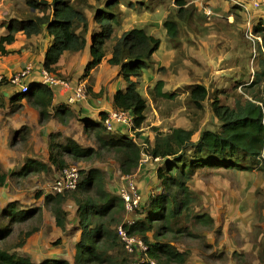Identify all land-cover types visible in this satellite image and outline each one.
<instances>
[{
  "label": "trees",
  "instance_id": "trees-1",
  "mask_svg": "<svg viewBox=\"0 0 264 264\" xmlns=\"http://www.w3.org/2000/svg\"><path fill=\"white\" fill-rule=\"evenodd\" d=\"M90 0H25L30 12L38 15H29L25 18L13 19L6 27V34L0 36V54H10L5 45H12L17 34L26 38L38 36L44 31L51 37L50 46L44 53L42 68L53 76L58 70V63L64 53L76 54L83 52L87 47V37L90 35L89 52L91 61L84 68V78L95 69L106 57V42L111 40L114 28L120 25V18L115 13L117 0H107L103 9L93 13V22L98 29L89 32V20L85 9L92 5ZM99 3L102 0H91ZM178 7L174 18L167 17L162 23L166 37L177 48L180 40L178 21L190 24L196 12V5L185 8V0H175ZM192 19V20H191ZM237 21V18H235ZM264 23L253 26V34L258 36L261 44L258 46L262 56L261 71L255 74L250 88L260 85L264 80ZM258 42V41H256ZM160 39L146 34L142 28H133L123 32L111 48L107 64L119 68L125 88L117 90L112 98L115 110L128 111L133 117L132 130L141 129L145 122V112L148 108L147 100L138 92V83L135 81L151 66L152 57L159 51ZM59 75V74H58ZM2 86H8L1 84ZM164 84L158 81L155 91L158 96L173 99L174 94L162 93ZM90 93V91H89ZM235 101L232 107L223 105L217 97L212 98V112L219 123L218 130H202L196 141H192L193 131L174 128L169 133L156 132L152 141L145 144L144 152L153 159L158 158L162 163L156 171L160 182V192L147 199L143 207V215L133 224H120L116 217L124 211V203L120 197L108 193L103 184L102 174L91 169L79 172L81 179L73 191L62 194H49L44 197L43 205L51 211L55 225L64 231L67 224V213L63 205L70 197L77 206V220L80 239L75 245L74 264H128V258L118 261L112 254L122 249L123 244L118 238L117 227L122 225L129 236L139 238L147 247L145 253L133 254L139 256L134 264H185L189 252L181 251L170 242L160 239L166 234L181 233L176 229L180 218L189 212L192 205L193 193L189 182L196 170L218 169L220 171H252L264 170V98L254 97ZM209 93L203 85L189 87V102L198 110L202 109V102L206 101ZM54 92L51 88L41 85H30L27 93H18L12 96L11 101L25 99L37 110L39 124L56 118L64 122L72 113L65 105L52 108ZM0 100V108H2ZM53 110V114H51ZM106 114H100V121L89 118L81 119L84 130L89 131L99 151L116 154L120 158V172L124 175L133 174L141 159V148L135 139L126 136L110 135L102 125ZM23 130V129H22ZM138 134V133H136ZM138 136V135H137ZM59 133L50 134L48 141L49 164L40 163L27 158L15 175L27 177L31 174L51 173L52 170L61 171L70 166V163L93 158L97 151L93 148H81L73 139L63 138L64 142L57 143L55 138ZM24 138L22 134L21 139ZM146 143H148L146 141ZM13 176V175H11ZM7 173L0 165V187H3L8 178ZM58 178V177H57ZM56 178V179H57ZM55 179V180H56ZM55 182V181H54ZM41 209L35 208L26 213L17 209L15 203H9L1 212L0 219V264H36L25 257H17L1 247V243L12 235L11 222H21L39 216ZM195 221L205 225H213V220L206 215H196ZM5 220L8 223L5 224ZM33 228L25 232L18 246L23 245L24 239L34 234ZM38 264H69L65 260L45 259Z\"/></svg>",
  "mask_w": 264,
  "mask_h": 264
},
{
  "label": "rangeland",
  "instance_id": "rangeland-1",
  "mask_svg": "<svg viewBox=\"0 0 264 264\" xmlns=\"http://www.w3.org/2000/svg\"><path fill=\"white\" fill-rule=\"evenodd\" d=\"M46 1L50 2L51 0ZM106 1L95 3L90 0L89 3L92 7L85 9L87 17L92 18L96 10L103 9ZM117 1L118 4L114 8L115 13L120 19L123 18L125 23L114 28L111 40L105 45L107 54L111 52L113 42L125 32L123 30L128 28L126 21L130 20V13L141 17L143 21L147 20L151 23L156 21L155 23H157V20L163 22L167 17L174 18L178 10L174 4L175 0ZM185 1L187 2L185 8L191 5H196L197 8L192 16L193 21L189 25L178 21L180 42L177 48L162 32L161 36L153 33L155 37L161 38L162 48L151 59L148 73H143L142 77L135 80L138 83L139 93L147 100L145 122L139 130L117 129L110 135H123L135 139L139 144L149 145L156 132L166 134L174 128H182L193 131L192 141H196L202 130L214 131L218 130L220 126L212 112V98L217 97L221 104L230 107L235 101L250 98V95L264 98V80L258 86L251 88L249 86L255 74L257 76V73L261 71L262 56L258 51V46L261 43H252L244 36L246 21H239L237 18V23L230 27L226 20L222 19L223 17H205L203 15L202 7L211 8L208 4L209 0ZM31 14L38 15V13L28 10L25 0H0V33H6V27L11 20L25 18ZM217 14L221 15V13ZM91 23L94 22L90 21ZM253 23L252 20V28L255 25ZM143 26H147V24H141L137 28ZM156 28L153 26L151 30ZM47 36L41 34L39 37L41 41L36 42V46L33 45L31 48L35 59L28 61L26 65L30 64L33 69L35 66H37L36 69L39 67L37 59L44 50ZM24 49L27 50L28 46L25 45L21 50ZM84 52L86 55L90 54L85 49L82 56H84ZM18 53L21 52L18 51ZM72 57L66 58V67L75 64L71 61ZM89 57L91 58L90 55ZM106 59L104 60L106 61ZM79 61L80 59L75 65H82V62L79 64ZM107 69L108 65L104 62L93 77L90 75L92 71L86 78L83 74L77 79L60 74L56 76L65 81L85 83L87 95H89V91L93 89L96 82L104 83L109 78ZM114 71L115 69L110 68L111 76ZM119 76L118 72L115 73L113 81H118ZM158 81H163L162 93L174 94L173 99L157 95L155 85ZM198 84L205 86L209 93L208 99L201 103L203 107L200 110L188 100L189 87ZM13 88L11 87V89ZM53 90L55 91L56 88ZM103 93L106 94V91L102 89L100 95ZM261 104L264 109V100ZM9 115L10 113L6 114V116ZM81 116V113L77 112L72 113L70 118H66L63 124L67 126L68 134L65 136V134L59 133L61 137H56L55 140L57 143H62L64 142L63 138L70 137L81 148L95 149L97 154L93 158L70 163V166L77 168L80 173L91 169L98 170L102 174L103 184L108 193L119 197L117 190L120 177L124 175L120 172V158L116 154L98 150L92 134L84 130ZM86 117L84 116V118ZM28 129L24 126L16 133L10 131L9 146L13 155L9 158L11 168L8 170H16L10 174L6 171L8 176H13L9 177L5 186L0 188V215L3 208L13 202L17 209L26 213L35 208L41 209L39 216L21 222L12 221V235L1 243V247L9 251L10 254L30 259L29 255L33 254L26 247L29 237L24 239L23 245L18 246V243L23 239L25 232H29L33 228L39 231L40 226L44 225V215L51 214L49 208L44 207L43 201L46 195L52 194L51 187L59 176V172L52 170L51 173L31 174L25 178L15 175L23 166H20L21 159L17 158V154L23 150L22 143L24 142H20V140L22 134L26 137ZM26 159L27 157L23 163ZM38 162L42 163L41 160ZM161 164L160 161H151L133 173L136 174L138 193L142 197L141 203L133 212L124 210L117 215L120 224L135 222L139 219L140 213L143 215L142 209L146 205L147 199L161 191L160 182L156 176V171ZM0 165L2 166L1 163ZM189 187L193 193L192 205L187 216L184 214L176 227L182 232L166 234L160 240L170 242L181 251L189 252V258L185 264H264V170L232 172L200 168L195 171L189 182ZM143 195L148 198H144ZM63 208L69 216L68 224L72 227L69 230L71 235H66L69 241L68 245L63 246L62 240L56 239L43 245L40 251L57 249L62 256L59 257L60 259L74 264V249L71 244L75 241L72 234L75 230H79L77 206L70 197H67ZM196 215L209 216L213 220V225L205 226L196 222L194 219ZM7 223L8 220H5V224ZM0 225H3L1 219ZM112 254L118 261L128 258V264H134L139 259L138 255L135 256L133 253L127 252L124 246ZM66 257L68 258L66 259Z\"/></svg>",
  "mask_w": 264,
  "mask_h": 264
},
{
  "label": "crops",
  "instance_id": "crops-1",
  "mask_svg": "<svg viewBox=\"0 0 264 264\" xmlns=\"http://www.w3.org/2000/svg\"><path fill=\"white\" fill-rule=\"evenodd\" d=\"M258 1L260 2V6L258 8H253V6L251 5V0H209L208 4L211 8L209 7L208 8L212 10V12L216 15L214 17H220V18L223 17L222 19L226 20V22L228 23V26L231 27L232 25L237 23L235 21V18H239V21L241 20L246 21V15L241 9H239L236 6V2H243L246 4V7L248 8L249 17L251 18V21L253 20L254 22L253 24L256 25L259 22L264 23V0H258ZM217 13L219 14L221 13V15H218ZM87 18L89 20V32L91 33L93 31H96L98 29V26L95 23L90 24V21H93V15H92V18L90 17H87ZM129 18L130 20L126 21L128 28L123 30L125 32L133 28H137V26L141 24H147V26L140 27L146 32V34L155 37L153 33L158 36H161V32H162L163 35H166V31L162 26V23H163L162 20L161 21L157 20V23H155L156 21H153L151 23V21L141 20V17L135 16L132 13H130ZM151 18H152V15H151ZM122 23L123 24L125 23V20H123V18L120 19V24ZM153 26L157 28L151 30ZM161 30H164V31H161ZM5 34L0 33V36H3ZM42 34H46V32L44 31ZM40 36L41 34L39 36H33L31 38H26L23 34L19 33L16 35L15 42L12 45H5V50L9 51L10 54H7V55L0 54V75L8 77L12 74L18 73L19 71L23 70L26 66H31L30 64L29 65H26V64L28 63V61L30 60L33 61L35 59V57L31 53L32 52L31 48L33 45L36 46L35 45L36 42L41 41V39H39ZM90 39L91 37L90 35H88L87 37L88 43L86 47L88 53H90L89 52V45H90L89 40ZM51 41H52L51 37L47 36L45 44H44V50L41 53L40 57H38L37 59V62L40 68L42 66V62L44 59V53L47 50V48L50 46ZM160 41H161V38H160ZM25 45L28 46V49L21 50L22 48H24ZM161 48H162V41H161L159 51L161 50ZM18 51L21 53H18ZM82 54H83L82 52L76 53V54L64 53L57 65L58 67L57 73L62 76L64 75V76L70 77L71 79L79 78L84 72V68L86 66L85 64L91 61V58L89 57L90 54L86 55L85 52H84V56H82ZM107 55L108 56L106 58L109 59L110 53ZM70 56H73L72 57L73 59L71 60L73 64L74 63L76 64L77 61L80 59L79 64L80 62H82V65L74 64V65H68V67H66L67 65V63L65 65L66 58ZM106 61L104 60L103 62H101L95 69L92 70L90 75L92 77L95 76L99 66L104 62L106 64L107 63ZM36 67L37 66H35L34 71L26 79V83L29 86L39 85V69L40 68L38 67L36 69ZM110 68L115 69L112 76L110 75ZM107 70L109 72V73L107 72V74H109V78H107L104 83L96 82L93 89L90 90L87 100L85 102H82L79 105L78 104L73 105V106L67 105L66 99H67L68 93L62 88L58 87L56 88L55 91L53 90L54 98L52 101V108L56 109L60 105H65L68 111L72 113H77V112L81 113L82 115L81 119H83L84 116H87L86 118H89L93 121H96V122L100 121L101 113L106 114L114 109L112 105V98H113V95L116 93V91L124 90L125 88V85H124V82L122 81L121 76L118 77V81H113L114 80L113 75L115 73L117 74V72L119 73V68L111 67L108 65ZM144 73H148V70L145 71ZM85 81L87 82V80ZM102 89L106 91V94L103 93V95H100V92ZM0 92H1L0 100L2 102L1 103L2 108H0V125H1L0 126V163L2 164L4 168V171L5 172L7 171L8 174H10L16 170V169L14 171L8 170V168H11L9 158L13 155V151L11 150L9 146L10 131H13L14 133H16L24 126L29 128L28 129L29 131L26 134V137L24 136V138L20 140V142L22 141L24 142L22 143L23 150L17 154L18 156L17 158L19 160L21 159L20 166L24 164L23 161L26 157L34 159L36 161L41 160L42 163L44 164L49 163L48 161L49 135L55 134V133H62V134H65L66 136L68 134V132L66 131L67 126H65L63 122L58 121V119L56 118H51L45 124L39 125V122H38L39 114L37 110L32 108L25 99H22L16 102L11 101L12 96L19 93L18 88L11 89L10 86L8 87L2 86L0 87ZM91 93L92 94L94 93V94L92 95ZM7 113H10V115L6 116ZM51 114H53V110H51ZM144 198L147 199L148 196ZM44 217H45V221L43 222L44 225L42 224V226H40L39 231L32 234L26 242L27 249L29 250V252H32L33 254V255H29L30 261L36 264L40 263L41 261L45 259L62 260L59 258V257H62L59 254V250L53 249L49 251L45 249V251L41 252L40 251L41 247L45 244H48L49 242H53L56 239L57 240L61 239L62 245L67 246L69 241L67 240L66 235L67 234L71 235L69 230H71L72 227L71 225L68 224L69 216H67L68 225L66 224L67 227H65V230L67 232H62V230L56 227L52 213L51 214L48 213L47 216L44 215ZM80 235H81L80 230H77V231L75 230L74 233L72 234V236L75 237L74 243L71 244L74 249L73 250V261H74V255H75L74 247L76 243L79 241ZM71 245L69 244V246ZM67 258L68 257H66V259Z\"/></svg>",
  "mask_w": 264,
  "mask_h": 264
},
{
  "label": "built area",
  "instance_id": "built-area-1",
  "mask_svg": "<svg viewBox=\"0 0 264 264\" xmlns=\"http://www.w3.org/2000/svg\"><path fill=\"white\" fill-rule=\"evenodd\" d=\"M251 5L253 8H258L260 2L258 0H251ZM236 6L241 9L246 15L245 24V38L255 43L256 41L261 43L258 36L253 34V28L251 26V18L249 17V11L246 4L243 2H236ZM202 13L206 17L216 16L208 7H202ZM34 71L32 66H26L23 70L18 73L12 74L8 77L0 75V85L6 84L10 87L18 88L19 92L25 94L28 92L30 86L26 83L28 76ZM39 85L47 88H62L68 93L66 103L67 105H74L77 103L85 102L88 98L86 84L83 82H70L59 79L52 74L45 71L42 67L39 69ZM264 111V109H263ZM102 125L107 133H115L117 129H132L133 127V117L128 111L122 110H111L106 113ZM135 141V140H134ZM141 148V159L137 169H140L145 164L151 161H159L158 158H152L149 154L144 152L147 148L145 144H139ZM136 174L122 175L120 177V183L118 186V195L124 203V210L127 212H133L140 206L142 197L138 193V186L135 179ZM80 181V174L77 168L69 166L64 168L59 174L58 178L55 180L51 187V192L53 194H62L66 191H73L76 189ZM134 222H127L131 225ZM118 238L129 253L134 251L138 253H145L147 247L143 242L137 238L129 236L122 225L117 228Z\"/></svg>",
  "mask_w": 264,
  "mask_h": 264
},
{
  "label": "clouds",
  "instance_id": "clouds-1",
  "mask_svg": "<svg viewBox=\"0 0 264 264\" xmlns=\"http://www.w3.org/2000/svg\"><path fill=\"white\" fill-rule=\"evenodd\" d=\"M204 15V14H203ZM205 16V15H204ZM206 17V16H205Z\"/></svg>",
  "mask_w": 264,
  "mask_h": 264
}]
</instances>
